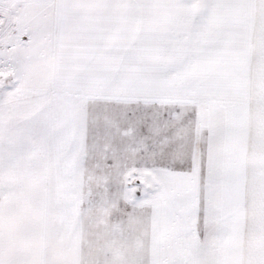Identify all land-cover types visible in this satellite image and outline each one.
Wrapping results in <instances>:
<instances>
[{
  "label": "snow or ice",
  "instance_id": "obj_1",
  "mask_svg": "<svg viewBox=\"0 0 264 264\" xmlns=\"http://www.w3.org/2000/svg\"><path fill=\"white\" fill-rule=\"evenodd\" d=\"M0 264H264V0H0Z\"/></svg>",
  "mask_w": 264,
  "mask_h": 264
}]
</instances>
